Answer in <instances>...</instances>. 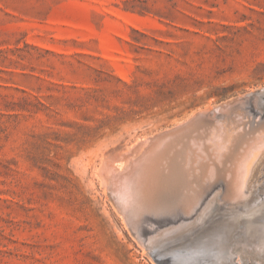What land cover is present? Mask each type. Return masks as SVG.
<instances>
[{
    "label": "rangeland",
    "instance_id": "obj_1",
    "mask_svg": "<svg viewBox=\"0 0 264 264\" xmlns=\"http://www.w3.org/2000/svg\"><path fill=\"white\" fill-rule=\"evenodd\" d=\"M263 90L264 0H0V264H169L157 253L193 244L143 246L118 173L219 107L198 158L264 134Z\"/></svg>",
    "mask_w": 264,
    "mask_h": 264
},
{
    "label": "bare ground",
    "instance_id": "obj_2",
    "mask_svg": "<svg viewBox=\"0 0 264 264\" xmlns=\"http://www.w3.org/2000/svg\"><path fill=\"white\" fill-rule=\"evenodd\" d=\"M248 100L263 106L264 90ZM220 108L208 117L209 111L192 116L181 130L157 138L140 158L130 159L129 170L121 169L110 191L113 205L143 246L147 241L148 249H164L170 240L183 238L193 244L157 253L169 264H242L246 259L264 264V184L255 185L264 162V134L250 138L248 127L227 132L218 149L205 147L208 156L198 158L204 149L200 139L208 141V131L227 115ZM145 213L167 216L156 222ZM146 221L152 223L143 234L137 226Z\"/></svg>",
    "mask_w": 264,
    "mask_h": 264
}]
</instances>
